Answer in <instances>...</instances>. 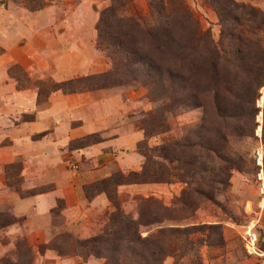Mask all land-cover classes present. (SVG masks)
<instances>
[{
	"label": "rangeland",
	"instance_id": "rangeland-1",
	"mask_svg": "<svg viewBox=\"0 0 264 264\" xmlns=\"http://www.w3.org/2000/svg\"><path fill=\"white\" fill-rule=\"evenodd\" d=\"M231 1L235 6H227V12L240 17L241 26L228 19L221 24L208 0L91 1V9L97 15L116 2L117 8L125 10L124 16L136 19L141 30H130L135 39L163 75L169 72L175 78L171 92H165L162 87L142 88L136 83L76 92L119 93L122 101L129 104V112L118 126L109 130L110 134L116 129L136 130L142 134L134 148L141 164L139 170L130 172H140L144 161L141 152L165 171L164 182L116 188L118 209L124 215L134 221H152L139 227L140 238H146V242L144 250L138 245L136 248L151 251L159 247V264H264V77L258 74L259 70H264V24L260 31L251 34L249 30L254 28V20L252 16L247 19L251 13H264V0ZM73 3L72 0H0V10L35 11L45 6L49 10H69ZM82 10L87 11L85 23L89 22L90 8ZM86 26L79 33L83 44L75 53L74 48L68 47L69 54L59 55L61 48L50 40L45 47L47 51H41L40 42L35 41L36 53L31 58L26 57L28 53L22 50L21 42L16 48L8 49V56L0 58V132L11 130L21 120L32 119L27 113L15 118L10 113L13 109H23L30 97L36 105H42L52 94L60 95L59 91L51 92L54 83L98 75L92 71L102 66L105 69L102 73L111 71L115 77H124V73L116 69L115 58L94 48L96 34L91 38L89 23ZM166 32L171 38L166 37ZM234 46L239 48L240 56L234 54ZM214 51L219 53V58L212 53ZM3 54L1 47L0 56ZM83 57L85 61L81 62ZM56 59L63 62L57 63ZM212 61H216L214 65ZM77 66L82 75L75 73L71 74L74 77L61 79L65 76L61 72ZM18 94L23 97L20 101L15 98ZM78 124L80 122L75 123ZM143 130L151 132L147 138ZM47 132L44 129L33 139L42 140ZM94 133L102 141V132ZM77 139L68 141L63 148L62 166L70 177L87 167L85 156L77 152L101 142L74 149L71 142ZM9 142L5 138L0 146H8ZM45 143L43 141V145ZM154 148L162 149L167 161L156 159V153H152ZM32 165L28 163V168L38 172L34 181L21 176L23 168L19 160L3 166L2 178L9 194L23 198L52 191L53 185L48 180L57 173L46 169L49 163L44 159L35 160ZM107 165L110 172L106 177L116 170L122 175L129 173L121 172L112 163ZM151 172L147 170L148 174ZM27 184L34 187L26 190ZM107 204L109 209L91 216L98 225L95 234L104 227L108 214L113 211ZM62 206L61 201H57L50 210L54 225L61 221ZM4 210H0V214L12 218L11 224L20 221L10 215L8 208ZM88 216L89 213L87 219ZM7 237L0 239V264H34L45 252L39 253L37 248L43 244L35 245V239ZM252 238L254 253L248 254L245 245ZM63 257L81 260L77 256ZM91 258L103 264L102 259L94 257L81 261Z\"/></svg>",
	"mask_w": 264,
	"mask_h": 264
},
{
	"label": "crops",
	"instance_id": "crops-1",
	"mask_svg": "<svg viewBox=\"0 0 264 264\" xmlns=\"http://www.w3.org/2000/svg\"><path fill=\"white\" fill-rule=\"evenodd\" d=\"M72 1L74 3L69 10H49L48 6L35 11L0 10V48H4L5 54L0 58L8 56V49L16 48L20 42L23 44L22 50L28 53L27 58L36 53L33 50L35 41L40 42L41 51H47L45 47H48L51 40L56 41L57 46L61 48L59 55L69 54L66 50L68 47L74 48L75 53L83 44L79 33L87 27V23L90 37L94 38L97 14L91 9L92 0ZM84 7L90 8V21L86 23L87 11L82 10ZM10 60L16 61L13 58ZM84 61L83 57L81 62ZM55 62L61 63L63 59H56ZM104 70L102 66L92 73L99 74ZM75 73L83 74L80 66L61 72L65 74L61 79L74 77L75 75L71 74ZM15 98L20 101L23 97L18 94ZM128 107L129 104L122 101L119 93L100 90L96 94H52L42 105H36L30 97L23 109L10 110L13 118L27 113L32 115V119L21 120L11 130L0 132V143L5 138L10 141L8 146H0V210L8 208L10 215L20 220L18 223L0 227V239L4 236L25 237L35 239V245H44L62 232L79 239L88 238L97 232L98 225H95L92 217L102 214L109 206L103 194L87 201L83 196L82 187L106 177L110 172L108 163H112L124 173L139 170L141 164L139 156L134 153L135 144L142 139L141 132L127 129H116L113 134L109 132L111 128L118 126L129 112ZM77 122L80 124L75 125ZM83 128L87 131H82ZM44 129L48 132L43 139L34 140L33 136ZM94 132H102V141L77 152L85 156L87 167L82 169L83 172L70 177L62 166L64 146L70 140ZM43 141L46 142L44 145ZM108 149L113 153H108ZM38 159L47 161L49 166L46 169L57 173L56 177L48 180L53 185L52 191L23 198L14 193L9 194L2 178L3 166L19 160L23 168L21 176L25 180L34 181L33 177L38 172L28 168V163L33 167L32 163ZM25 187L28 190L34 186L27 184ZM57 201H61L63 206L60 210L61 221L54 225L50 210L55 207ZM34 264H101V260L91 258L83 262L78 258L58 257L53 251L46 249L40 256V261L35 260Z\"/></svg>",
	"mask_w": 264,
	"mask_h": 264
},
{
	"label": "trees",
	"instance_id": "trees-1",
	"mask_svg": "<svg viewBox=\"0 0 264 264\" xmlns=\"http://www.w3.org/2000/svg\"><path fill=\"white\" fill-rule=\"evenodd\" d=\"M208 1L210 6L215 10L221 24L228 19L235 25L241 26V18L235 14H228L229 11L227 12V6H235L231 0ZM116 5H118L116 2L115 5L112 3L98 12L94 25L96 34L94 48L115 58L118 64L116 69H120L124 73V77H115L111 71L104 72L98 75L54 83L51 85V92L59 91L61 94L66 95L81 92L82 89H104L134 83L142 88L151 87L152 89H157L162 87L165 89V92H168V90L171 92L172 88L170 86L175 81L174 75L169 72H165V75L161 73L153 58L143 51V48L137 39H135L133 31H130L141 30L139 22L131 16H124L125 10L117 8ZM240 7L242 8V6ZM158 14L159 12L155 13V16ZM251 16L254 20V28H250L249 33L253 34L261 30V26L264 24V13H251L249 18H247L248 21ZM150 36L153 37L152 34ZM166 37L171 38L169 32H166ZM212 53L216 58H219L217 51ZM234 54L240 56L239 48L236 46H234ZM242 61L244 60L242 59ZM215 62L212 61L211 65H214ZM258 74L263 78L264 70H259ZM97 81L100 84H97ZM36 102L40 103L42 101L36 100ZM143 133L144 137L147 138L151 132L148 133L146 130H143ZM100 141L99 136L94 133L72 141L71 145H74V149H79ZM161 150L154 148L152 149V153H156V159L167 161L166 154H162ZM141 156L144 161L139 173L129 172L126 175H122L116 170L108 177L82 187L83 196L87 201L98 194H103L113 208V211L106 218L104 227L97 234L79 240L72 238L66 233H61L49 244L38 246L39 253L41 254L44 250L48 249L55 251L59 257L77 256L81 260H85L88 257L100 258L103 260V264H124L125 261H128L129 264L133 262L137 264H147L148 262L159 264L160 258L158 256L161 249L157 247L151 251H143L146 238H140L139 235V227L151 224L152 221H140V219L134 221L130 219L118 209L116 201V188L118 186L164 182L163 174L165 171L161 169L163 167L147 156L145 152H141ZM148 169L152 170L150 174L147 173ZM154 170L155 173L153 172ZM13 222L14 220L9 216L8 218L6 216L2 217L0 214V227L7 226ZM136 245L140 246L143 250L137 249Z\"/></svg>",
	"mask_w": 264,
	"mask_h": 264
},
{
	"label": "built area",
	"instance_id": "built-area-1",
	"mask_svg": "<svg viewBox=\"0 0 264 264\" xmlns=\"http://www.w3.org/2000/svg\"><path fill=\"white\" fill-rule=\"evenodd\" d=\"M245 250L248 254L254 253V238L248 240L245 245Z\"/></svg>",
	"mask_w": 264,
	"mask_h": 264
}]
</instances>
